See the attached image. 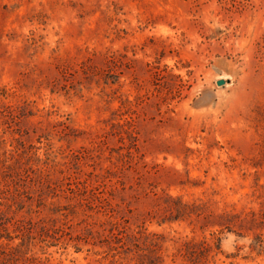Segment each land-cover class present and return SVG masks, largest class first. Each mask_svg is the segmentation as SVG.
Segmentation results:
<instances>
[{
	"label": "rangeland",
	"instance_id": "rangeland-1",
	"mask_svg": "<svg viewBox=\"0 0 264 264\" xmlns=\"http://www.w3.org/2000/svg\"><path fill=\"white\" fill-rule=\"evenodd\" d=\"M0 264H264V0H0Z\"/></svg>",
	"mask_w": 264,
	"mask_h": 264
},
{
	"label": "water",
	"instance_id": "water-1",
	"mask_svg": "<svg viewBox=\"0 0 264 264\" xmlns=\"http://www.w3.org/2000/svg\"><path fill=\"white\" fill-rule=\"evenodd\" d=\"M217 86H223L225 84V81L223 80H220V81H217Z\"/></svg>",
	"mask_w": 264,
	"mask_h": 264
}]
</instances>
